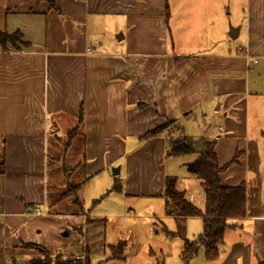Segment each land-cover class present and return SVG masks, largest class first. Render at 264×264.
<instances>
[{
  "label": "crops",
  "instance_id": "0c3cea01",
  "mask_svg": "<svg viewBox=\"0 0 264 264\" xmlns=\"http://www.w3.org/2000/svg\"><path fill=\"white\" fill-rule=\"evenodd\" d=\"M51 1L58 12L45 2L0 0V33L19 34L25 44L0 42V264H69L73 257L90 264L89 245L78 236L47 241L50 229L63 230L65 221L87 235L92 222L125 217L109 206L91 214L83 207L89 199L93 207L113 195L163 198L166 140L177 132L141 137L172 121L185 134L181 122L192 119L203 139L215 141L220 167L236 156L221 184L242 183L246 192L245 217L231 230L247 242L223 243L206 261L263 262V133L248 134L247 92L248 66L264 59V0L238 1L242 14L230 11L231 0ZM231 22L238 29L232 40L242 43L229 51ZM68 184L82 185L81 209L64 195ZM115 186L120 192L110 191ZM244 224L260 232L257 255L254 231L244 232ZM118 243L113 238L103 253Z\"/></svg>",
  "mask_w": 264,
  "mask_h": 264
},
{
  "label": "rangeland",
  "instance_id": "374dc122",
  "mask_svg": "<svg viewBox=\"0 0 264 264\" xmlns=\"http://www.w3.org/2000/svg\"><path fill=\"white\" fill-rule=\"evenodd\" d=\"M238 1L241 0H231L229 9L233 12L239 11L240 14H242V11H240L237 5ZM236 24L237 23H229V28H235L233 26H235ZM117 25L118 24L115 25L116 28ZM107 34L108 36H110V39H115L113 31H108ZM226 39L229 42V51L232 48L235 49L236 45L242 43V40H240V38H238L237 40H232L230 38ZM217 42L218 45L216 46V48L219 49L220 47H222L223 43H220V39H218ZM195 52L196 51H193L191 54H194ZM248 69L251 71L248 81V92L249 94H251L249 95L247 92V119L249 128L248 134L252 136L257 131H259V133H263V135H259L261 139H257V145L259 146L258 153L260 158L259 172L263 176L264 59L260 60L259 62L257 61L256 64L249 65ZM203 122L206 125L210 124L209 120H204ZM181 123L185 124V134L183 135L189 137L190 139L204 138V135H202L201 130L196 126V124L190 125V123H193V119L190 120V123H188L187 120L182 121ZM210 128H212V126ZM177 135L178 132L176 136ZM67 141L68 140L66 137L65 143ZM59 154L60 149L57 150V155ZM196 158V154L173 156L165 152L164 166L167 172V176L177 179V191H179L180 193L185 192L184 199L194 205L197 209L203 210L204 198L202 190L200 188V184L188 170V165L193 163ZM233 159L237 161L236 156ZM66 165L67 167L69 165L67 161ZM48 168V182L50 184L54 175V164L51 162ZM262 176L261 195L262 200L264 201V178ZM91 194H93V192L88 193V198H90ZM91 200L92 199L85 201L87 203L83 206L85 208L84 210H86L87 212H90L91 214L95 212H101L104 207L109 206L119 208V210H116L115 213L121 214L125 217L109 219L107 220L106 224L92 222L87 228V235L85 234V232H83V234H80L74 229L69 228L65 224V221H63V230H60L59 227H57L55 231L50 229V233L49 235H47V241L53 242L55 236H57L58 239L65 240L70 239L71 237L75 239L78 236V238L80 239L79 242H82L83 245H89V249L91 251L90 264H184L180 258L181 252L183 250V242L178 237L172 235L176 232L177 225L174 218L170 216V211L166 209L165 201L163 198H124L123 196L113 195L109 196V198L107 199H103L99 204H96L93 207L91 205ZM121 205H123L124 207H120ZM122 208H124V211L120 210ZM90 218L92 219V217ZM230 223L235 222L232 221ZM185 227L186 237L188 240H194L202 232L201 221L198 219H188ZM243 231L251 234L254 230L252 226L244 224ZM66 232H68L69 234L68 237L64 236ZM56 233H58V235H56ZM254 234V237L256 239L254 254L257 255L260 232L254 231ZM115 237H117L119 241L124 242V244L126 245L123 253V259L121 260H109L108 251H105V253H103L105 244L111 242V240H113V238ZM81 238H83V240ZM232 241L237 243L247 242L245 237L243 235H240L237 230L229 229L225 233L223 243H225V245H228L229 242L230 248V246L234 243ZM58 245L59 243H56L55 251H60L62 249L61 244L59 246ZM23 248L32 250L25 247ZM223 248L224 246L220 248V251L223 250ZM48 258L52 259L50 256H48ZM66 259L67 257L64 258L65 262L67 261ZM68 263L84 264L85 258H83L81 261H76L73 257L68 260ZM51 264H54V261L51 262ZM188 264H218V262H207L204 259L203 255V246H199L197 254L192 259H190Z\"/></svg>",
  "mask_w": 264,
  "mask_h": 264
},
{
  "label": "trees",
  "instance_id": "16d2710c",
  "mask_svg": "<svg viewBox=\"0 0 264 264\" xmlns=\"http://www.w3.org/2000/svg\"><path fill=\"white\" fill-rule=\"evenodd\" d=\"M34 3L45 2L49 10L57 11L51 0H33ZM58 12V11H57ZM7 40L12 44L25 45L21 42V36H8L0 33V42ZM81 118L79 119V124ZM175 122H167L164 126L141 137V140L154 138L161 134L169 132H178L176 137H168L166 140V150L170 155L183 156L196 154V160L188 165L189 172L197 179L203 192L204 205L203 210L197 209L194 205L184 199V194L177 191V179L166 176L163 184V198L165 207L170 211L177 225V230L173 236L178 237L183 242V250L180 258L184 264H188L198 251L199 246H203L204 259L213 261L219 256V249L223 244L224 232L229 228H236L235 223L230 221H239L246 214V192L244 184L235 187L223 186L219 176L236 160L220 167L217 163L215 154V141H208L203 138L190 139L183 135L180 127H175ZM77 130L73 129L67 132V140L72 141L76 136ZM3 172V161L0 164V173ZM64 172L66 170L64 169ZM82 185H70L66 187L65 196L72 198L73 203L81 209L78 193ZM118 186L112 187L111 192H120ZM107 194V193H106ZM189 218H200L202 221V233L194 240H188L186 237L185 223ZM27 248L36 251H42L37 245L26 244ZM125 249L124 242L118 243L109 248V258L123 259ZM264 258V253H263ZM29 264H44L42 260H33ZM260 264H264V261Z\"/></svg>",
  "mask_w": 264,
  "mask_h": 264
},
{
  "label": "water",
  "instance_id": "95a60500",
  "mask_svg": "<svg viewBox=\"0 0 264 264\" xmlns=\"http://www.w3.org/2000/svg\"><path fill=\"white\" fill-rule=\"evenodd\" d=\"M237 33H238V29H233V28H230L229 29V37L231 39H234L235 36H237Z\"/></svg>",
  "mask_w": 264,
  "mask_h": 264
}]
</instances>
